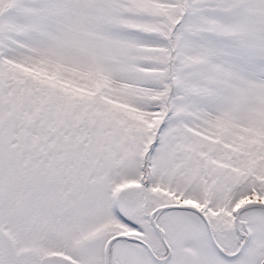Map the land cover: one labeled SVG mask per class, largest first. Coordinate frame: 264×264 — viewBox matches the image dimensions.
I'll list each match as a JSON object with an SVG mask.
<instances>
[{
  "label": "snow or ice",
  "instance_id": "snow-or-ice-1",
  "mask_svg": "<svg viewBox=\"0 0 264 264\" xmlns=\"http://www.w3.org/2000/svg\"><path fill=\"white\" fill-rule=\"evenodd\" d=\"M0 264H264V0H0Z\"/></svg>",
  "mask_w": 264,
  "mask_h": 264
}]
</instances>
